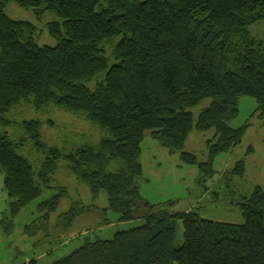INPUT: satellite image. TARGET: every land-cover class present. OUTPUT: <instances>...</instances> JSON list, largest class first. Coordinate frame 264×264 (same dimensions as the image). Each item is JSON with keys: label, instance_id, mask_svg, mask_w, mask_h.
I'll use <instances>...</instances> for the list:
<instances>
[{"label": "trees", "instance_id": "trees-1", "mask_svg": "<svg viewBox=\"0 0 264 264\" xmlns=\"http://www.w3.org/2000/svg\"><path fill=\"white\" fill-rule=\"evenodd\" d=\"M9 3L29 8L38 22L53 12L56 19L44 28L55 43H39L35 22L9 16ZM261 21L264 0H0V126L10 125L7 113L27 101L35 109L54 105L81 113L103 131L99 141L65 153L46 144L41 121L23 120L27 138L43 154L35 169L23 151L28 139L0 130L10 217L52 187L63 159L88 186L92 203H70L57 214L56 230L80 215H101L95 224L106 225L109 211L119 221H143L109 239L85 238L51 264H264V186L239 198L241 223L207 219L196 206L153 203L140 192L147 132L184 163L196 164L202 180L215 172L214 158L241 141L247 124L229 125L240 97L255 98L264 128V34L248 30ZM206 98L209 104L194 119L190 109ZM191 129L213 133L206 161L183 150ZM243 168L236 162L230 171L240 175ZM56 190L38 204L44 213L30 229L56 212L67 193L63 186ZM102 191L107 203L99 207L93 202Z\"/></svg>", "mask_w": 264, "mask_h": 264}, {"label": "rangeland", "instance_id": "rangeland-1", "mask_svg": "<svg viewBox=\"0 0 264 264\" xmlns=\"http://www.w3.org/2000/svg\"><path fill=\"white\" fill-rule=\"evenodd\" d=\"M5 11L12 18L35 22L39 43H55L52 38L47 37L44 28L45 22L56 19L53 12L46 11L38 22L34 21L29 8L22 9L9 3ZM248 30L255 36H262L264 21L251 25ZM86 85L91 89L94 87L92 82H87ZM209 100L206 98L190 109L194 119L209 104ZM256 104L252 96L239 98L238 115L229 120V125L237 128L247 124L241 141L230 150L219 153L213 160L212 168L215 172L204 176L202 180L196 164L184 163L179 152H170L169 149L159 146L147 132L141 143L140 155L143 168L140 179L142 196L153 203L171 202L178 210L196 206L207 219L241 223L243 218L237 207L239 198L248 195L257 185L264 186V128L256 117ZM7 116L11 123L0 126V130L5 131L11 139L22 136L27 140V133L20 123L23 120L38 119L42 122L40 130L46 144L62 149L65 153L79 145L95 143L103 136V131L86 120L83 114L69 112L54 105L35 109L31 103L22 101L14 105ZM212 134L211 130L191 129L183 150L193 153L198 162L206 161L205 143ZM23 151L37 169L43 154L35 151L29 139L25 142ZM236 162H241L244 167L240 175H233L230 171ZM51 186L29 201L15 216L10 217L9 199L3 188V174L0 172V264H32L31 261L36 264H51L79 247L85 238L109 239L116 231L143 223L140 218L119 221V215L109 211L107 217L110 222L106 225L95 224L101 215H80L71 226H59L58 232L55 227L58 224V213L63 212L72 202L91 204L92 200L88 186L69 171L67 160H59ZM59 186L65 187L67 193L61 199L56 212H51L46 224L42 223L38 228L30 229V223L38 222V218L44 213L38 209V204L54 195ZM93 203L99 207L105 206V193L102 191ZM28 224L30 225L25 227ZM64 229L66 230L63 231ZM181 236L182 226L178 221L176 243H180Z\"/></svg>", "mask_w": 264, "mask_h": 264}]
</instances>
